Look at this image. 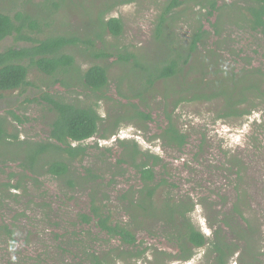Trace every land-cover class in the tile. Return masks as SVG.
Returning <instances> with one entry per match:
<instances>
[{
  "label": "rangeland",
  "instance_id": "374dc122",
  "mask_svg": "<svg viewBox=\"0 0 264 264\" xmlns=\"http://www.w3.org/2000/svg\"><path fill=\"white\" fill-rule=\"evenodd\" d=\"M50 1L57 2V6ZM50 1L0 0V12L11 17L26 15L37 25L35 29L27 25L22 36L5 38L0 51L30 48L51 36L71 34L80 40L69 50L74 66L67 72L46 75L24 61L28 84L21 90L0 92V115L5 119L6 132L16 136L0 147V225H7L13 232L11 239L0 236V264H85L78 241L83 240L86 226L77 216L88 212L92 198L109 208L114 221L130 222L124 212L128 192L142 185L127 157L135 142L141 151L157 154L162 160L155 176L156 181L166 183L159 191L172 200H192L191 220L209 238V217L227 212L235 200L237 168L229 160L236 158L246 184L249 211L245 217L253 230L250 248L259 264H264L263 100L255 101L248 116L216 119L220 112L218 100L185 101L176 106L182 76L154 80L146 92L147 78H137L139 71L143 73L138 66L150 68L166 59L161 55L164 48L188 45L202 26L204 40L186 64L196 65L198 71L184 84H199L206 74L209 83L220 87L232 81L230 74L242 70L260 73L258 78L262 79L264 29L253 26L249 11L257 6L249 0H212V10L211 0H179V6L166 17V36L159 42L155 35L157 18L170 0H129L112 7L109 5L113 0ZM104 9H108L105 20H121L120 36L99 30L96 23L91 26ZM209 11H213L212 16L207 15ZM93 65L107 69L108 84L100 92L87 89L81 80L83 72ZM220 68L228 74H219ZM201 70L204 73L200 74ZM246 79L245 75L243 81ZM49 98L90 106L102 119L97 134L82 142L83 155L73 162L64 156L69 173L63 177L46 171L45 161L51 160L50 154L44 164L35 163L33 171L24 165L27 144L50 142L49 125L55 112L47 102ZM164 109L171 113L177 128L188 134L180 150L164 145L159 138L166 125ZM138 112L150 119L138 117ZM118 141L124 146L120 147ZM56 157L62 159L55 155L52 159ZM135 157L138 161V155ZM85 229L98 235V241L86 243V247L106 252L117 247L114 240L106 244L107 239L97 228ZM136 237L133 250L142 255L116 258L113 264H213L207 246L194 249L188 261L173 259L177 250L162 236L160 225H146L137 230ZM235 242L239 251L229 264H239V253L246 245L245 241Z\"/></svg>",
  "mask_w": 264,
  "mask_h": 264
},
{
  "label": "trees",
  "instance_id": "16d2710c",
  "mask_svg": "<svg viewBox=\"0 0 264 264\" xmlns=\"http://www.w3.org/2000/svg\"><path fill=\"white\" fill-rule=\"evenodd\" d=\"M128 1L113 0L109 7L117 2L125 4ZM249 1L257 6L249 10L253 19V26L264 29V0ZM50 2L54 7L57 6V2ZM179 4V0H170L161 10L155 28L157 41L160 42V39L163 40V37L166 36L164 33L167 23L166 17L171 16ZM210 4L214 10L215 4L212 0ZM107 11L108 9L101 11L96 22H93L91 26L96 23L99 30L118 37L122 33V22L115 17L105 20L104 14ZM207 15L212 16L213 11H209ZM27 25L32 29L37 27L26 15L16 14L11 17L0 12V43L14 34L22 36ZM202 28L200 26L194 32L190 43L186 46L167 47L164 48V53L161 52L162 48H160L161 55L167 56V58L158 60L150 68L138 66L143 73L139 71L137 78H147L149 87L146 88V92L151 89L154 80L177 78L180 75L183 80L179 83L181 89L176 91L179 98L176 101V106L185 101L211 102L218 100L220 112L216 115V119L241 118L250 115L255 101L263 100L264 102V76L262 79L258 78L260 73L242 70L238 74H230L232 81L226 85H220V87L209 83L206 74L201 76L199 84L195 82L184 84L189 75L194 76L195 74L192 73L198 71L196 65L187 66L186 64L190 62L197 44L204 40L206 32ZM79 42L80 40L71 34L51 36L37 41L30 48H8L0 51V92L21 90L28 84V69L22 64L24 61H29L31 65L46 75H53L59 71L67 72L69 67L74 66V59L69 50ZM164 45L167 44L164 43ZM126 59L128 60V58ZM199 72L200 74L204 73L202 70ZM218 73L221 74L224 71L220 68ZM226 74L228 73H224V75ZM245 75L247 79L243 81ZM81 80L87 89L100 92L108 84L107 69L103 66L93 65L83 72ZM138 97H141V94L140 96L138 94ZM47 102L52 105L55 112V117L49 125L50 142L33 146L27 144L24 150V165L33 171L35 163L44 164L43 161L47 155L61 156L62 159L58 160L57 157L52 159V156L49 155L51 160H46L45 164L49 174L63 177L69 173V166H67L64 156L73 162L83 155L85 147L81 145L82 142L97 134L102 119L96 109L90 106H75L63 100L51 98ZM136 114L145 120L150 119L144 113L138 112ZM164 114L166 125L162 128L159 138L164 145L180 150L186 145L188 134L177 128L170 112H166L164 109ZM5 125V119L0 115V147L7 139H16V136L7 134ZM21 143L18 142L17 145L21 146ZM75 143L76 145L73 146ZM119 146L123 147L124 142L120 141ZM130 153L131 155L127 156L129 157L128 163L135 168L142 182L138 190L128 192L129 198L124 212L129 216L130 222L119 223L114 221L109 208L105 205L96 204L92 198L88 212L77 216L79 222L87 228L90 226L97 228L98 233L107 239L106 244L114 240L118 242V245L110 252L86 247V243L98 241V235H95L91 230H86L85 227L83 230L85 234L81 235L83 240L78 241L80 247L78 249L82 250L85 264H113L116 258L119 260L139 258L142 253L133 250L137 242L136 232L146 225L153 227L156 224L161 226L162 236L177 250V254L173 258L175 260L188 261L192 258L194 249L207 246L208 252L213 256V264H229V260L239 251V246L235 241H245V248L239 253V264H259L258 256L253 253L249 244L253 230L249 220L245 217V213L249 211L246 209L249 208V205L244 193L246 184L241 173L242 166L240 162L238 164L236 158L229 160V163L237 168L233 188L236 194L235 200L227 212L209 217L208 225L212 230V236L209 238L201 233L191 220L190 214L194 206L192 200H172L164 192L159 191L166 183L164 180L156 181L155 169L160 166L161 158L157 154L149 153V151H141L136 142L133 144ZM136 155H138V161ZM228 171L231 172L230 169ZM12 235L13 232L7 225H0L1 237L11 239ZM245 258L248 260L246 261Z\"/></svg>",
  "mask_w": 264,
  "mask_h": 264
}]
</instances>
